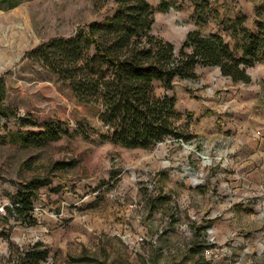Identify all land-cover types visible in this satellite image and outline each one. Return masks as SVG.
<instances>
[{
    "label": "rangeland",
    "instance_id": "obj_1",
    "mask_svg": "<svg viewBox=\"0 0 264 264\" xmlns=\"http://www.w3.org/2000/svg\"><path fill=\"white\" fill-rule=\"evenodd\" d=\"M146 1L151 35L175 51L189 31L218 34L233 50L225 29L242 17L250 33L257 23L264 31V0H165L164 13L159 0ZM195 6L206 23L196 24ZM0 8L4 104L16 114L0 119V264H264V61L247 70L249 84L203 67L173 90L154 84L156 96L174 98L187 142L127 150L71 134L25 147L9 136L39 131L24 121L74 127L66 84L23 55L102 23L117 4L0 0ZM8 49L20 54L8 60ZM33 181L40 186L26 187ZM23 197L30 208L16 210Z\"/></svg>",
    "mask_w": 264,
    "mask_h": 264
},
{
    "label": "trees",
    "instance_id": "obj_2",
    "mask_svg": "<svg viewBox=\"0 0 264 264\" xmlns=\"http://www.w3.org/2000/svg\"><path fill=\"white\" fill-rule=\"evenodd\" d=\"M114 1L117 11L102 23H90L69 38L51 39L23 55L22 59L38 62L66 84L74 128L70 130L65 122L31 124L20 119L39 131L9 133L13 141L25 147L40 146L77 134L127 150H150L166 140L187 142L189 136L177 129L180 116L174 98L156 96L154 84L173 90L175 79L194 80L197 67L218 68L232 83L249 84L247 70L264 61L260 23L256 34L241 27L244 17L226 26L235 41L233 50L218 34L189 31L175 51L171 44L151 35L154 13L146 0ZM15 7L17 4L6 9ZM158 7L162 13L168 10L165 0H159ZM194 14L196 24L206 23L198 6ZM4 99L5 84L0 76V119L16 118ZM39 186L33 181L26 187ZM30 206V199L23 197L16 210L26 211Z\"/></svg>",
    "mask_w": 264,
    "mask_h": 264
},
{
    "label": "crops",
    "instance_id": "obj_3",
    "mask_svg": "<svg viewBox=\"0 0 264 264\" xmlns=\"http://www.w3.org/2000/svg\"><path fill=\"white\" fill-rule=\"evenodd\" d=\"M16 8V7H15ZM15 8H13V9H15ZM16 49H8V52H7V54H6V56L5 55H2L4 58H8V60L9 59H14V58H16L17 56H16V53H17V55H19L20 54V51H17ZM4 54V53H3ZM4 60V59H3Z\"/></svg>",
    "mask_w": 264,
    "mask_h": 264
}]
</instances>
